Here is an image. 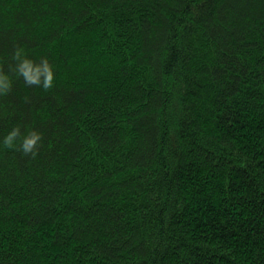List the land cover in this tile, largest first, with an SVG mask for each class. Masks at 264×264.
Listing matches in <instances>:
<instances>
[{
	"label": "trees",
	"instance_id": "1",
	"mask_svg": "<svg viewBox=\"0 0 264 264\" xmlns=\"http://www.w3.org/2000/svg\"><path fill=\"white\" fill-rule=\"evenodd\" d=\"M0 73V264H264V0H0Z\"/></svg>",
	"mask_w": 264,
	"mask_h": 264
},
{
	"label": "clouds",
	"instance_id": "2",
	"mask_svg": "<svg viewBox=\"0 0 264 264\" xmlns=\"http://www.w3.org/2000/svg\"><path fill=\"white\" fill-rule=\"evenodd\" d=\"M13 58L17 61L16 71L21 75L28 84L39 85L41 89H48L53 83V72L47 60H41L34 63L30 58L21 55V50L16 49ZM10 87V80L4 73H0V93L6 92ZM19 135V128H11L4 136L0 143L6 146H16V137ZM38 143V138L33 134L25 135L21 138L18 150L28 155L34 146Z\"/></svg>",
	"mask_w": 264,
	"mask_h": 264
}]
</instances>
